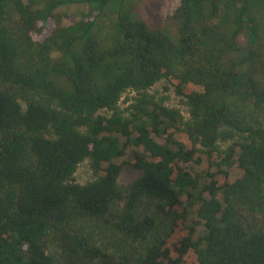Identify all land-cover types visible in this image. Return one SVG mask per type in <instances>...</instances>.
<instances>
[{
	"label": "trees",
	"instance_id": "obj_1",
	"mask_svg": "<svg viewBox=\"0 0 264 264\" xmlns=\"http://www.w3.org/2000/svg\"><path fill=\"white\" fill-rule=\"evenodd\" d=\"M143 2L0 0V264H264V0Z\"/></svg>",
	"mask_w": 264,
	"mask_h": 264
},
{
	"label": "rangeland",
	"instance_id": "obj_2",
	"mask_svg": "<svg viewBox=\"0 0 264 264\" xmlns=\"http://www.w3.org/2000/svg\"><path fill=\"white\" fill-rule=\"evenodd\" d=\"M144 6L147 8L155 7L156 5L165 2L167 0H143ZM67 12L69 15H72L74 12V8H71ZM75 15V14H74ZM74 15L72 17H74ZM76 16V15H75ZM66 18L65 24H68L70 19L72 18ZM149 94L154 96L157 100L165 98V103L169 107H174L180 111V113L183 115L185 119L188 118V112L187 107L183 103V99L179 96H177L174 92V90L167 86L166 83L163 81H160L156 83L149 91ZM136 97V94L132 91H126L121 100L119 101V107L121 111H123L125 114H127V109L129 108L130 104L133 103L134 98ZM193 168L196 172H204L206 169L205 164H202L200 166L193 165ZM138 172L135 170H131L129 168H124L119 176V182L120 183H129L134 178L138 176ZM240 176V170L236 167V165L232 166L230 169V178L233 180L234 178ZM75 180L79 184H85L91 180H93V174L90 167V162L88 159L84 160L82 163L78 165V168L75 172ZM194 217V216H193Z\"/></svg>",
	"mask_w": 264,
	"mask_h": 264
}]
</instances>
